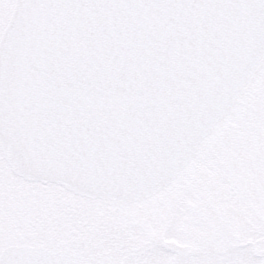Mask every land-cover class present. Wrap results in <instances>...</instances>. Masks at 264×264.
<instances>
[{"label": "snow or ice", "instance_id": "snow-or-ice-1", "mask_svg": "<svg viewBox=\"0 0 264 264\" xmlns=\"http://www.w3.org/2000/svg\"><path fill=\"white\" fill-rule=\"evenodd\" d=\"M0 264H264V0H0Z\"/></svg>", "mask_w": 264, "mask_h": 264}]
</instances>
